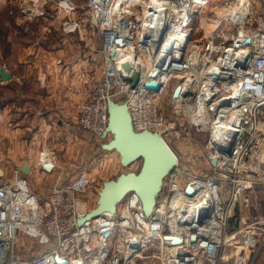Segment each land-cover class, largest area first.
<instances>
[{
	"label": "built area",
	"instance_id": "2783aa9c",
	"mask_svg": "<svg viewBox=\"0 0 264 264\" xmlns=\"http://www.w3.org/2000/svg\"><path fill=\"white\" fill-rule=\"evenodd\" d=\"M2 1L18 23L42 18L47 7L57 5L52 17L62 30L82 36L84 19L72 17V0ZM242 1L245 21L226 22L230 29L223 27L217 40L209 33L195 38L198 14L210 0H88L83 5L104 38L100 51L106 71L77 104V125L96 137L105 134L109 98L127 102L135 131L158 132L177 165L150 215L131 192L116 213L82 225L91 186L84 172L46 195L33 189L27 175L3 173L0 264H255L264 247V216L245 212L259 209L255 185L264 184V46L257 44L264 37V0H218L233 9ZM131 53L127 70L123 59ZM138 53L152 56L148 76L138 71ZM82 77L90 83L89 73ZM150 81L159 82V90L148 88ZM169 86L168 111L162 95ZM57 159L53 154L44 163L58 167ZM236 210L240 226L230 230ZM24 232L34 239L27 254L16 250ZM200 232L206 236L192 240Z\"/></svg>",
	"mask_w": 264,
	"mask_h": 264
},
{
	"label": "crops",
	"instance_id": "0c3cea01",
	"mask_svg": "<svg viewBox=\"0 0 264 264\" xmlns=\"http://www.w3.org/2000/svg\"><path fill=\"white\" fill-rule=\"evenodd\" d=\"M0 13V23L3 21L6 27V46L0 47V64H6V70L12 74L9 80L2 81L0 78V86L10 91L0 107L4 118L0 130L2 159L6 161L2 169L9 176L16 171L24 174L20 168L28 164L31 171L28 178L33 189L46 195L56 186L78 176L75 172L80 159L84 161V155L74 156L72 143L80 150L87 148L91 139H95L103 148V144L113 139V134L96 137L77 125V104L90 89V83L82 74H88L89 68L94 67L97 68V80L104 77L101 40L97 42V48H92L95 52L92 51L90 56L87 44L90 42L85 30L82 29L81 38H75H80L81 43L73 44V34L60 29L58 36H64V44L46 46L41 39L46 38L48 24L35 27L41 20L46 21L45 16L31 22L18 23L15 15L10 13V6L2 0ZM51 21L58 22L53 17ZM90 59L97 61V66L95 63V66H91ZM46 136H49L50 146L46 142L48 139L42 140ZM68 150L72 151L71 154H67ZM53 154L58 155V167L51 172L41 171L40 167L46 158ZM65 171L73 175L66 177ZM37 174L41 179L35 180ZM257 185H261L259 190ZM95 188L98 193L102 187L98 185ZM255 191L260 203L259 209H250L245 215L264 216V184H256ZM239 226L232 224L233 228ZM255 264H264V247Z\"/></svg>",
	"mask_w": 264,
	"mask_h": 264
},
{
	"label": "water",
	"instance_id": "95a60500",
	"mask_svg": "<svg viewBox=\"0 0 264 264\" xmlns=\"http://www.w3.org/2000/svg\"><path fill=\"white\" fill-rule=\"evenodd\" d=\"M111 54L115 58L116 49L113 48ZM125 67L129 69L131 67L130 63H126ZM11 77L12 74L1 66V80H9ZM132 80L134 83L137 82L136 77ZM146 86L157 91L160 88V83L150 81L146 82ZM180 89V87L176 88L175 96L179 94ZM187 92L188 89L185 93ZM108 105L109 122L107 132L113 134V139L103 144V148L109 151H117L121 156L123 165H127L137 158H142L143 166L140 172L132 171L120 175L117 179L105 181L99 192L100 197L97 205L79 219L80 225L104 214L116 213L118 205L131 192H136L139 195L145 213L150 215L154 210L157 196L162 189L165 178L177 165V156L173 149L158 132L150 130L137 132L134 130L127 102L120 103L109 98ZM213 163L216 164V159L213 160ZM44 167L46 171L51 172L55 165L51 161H46ZM20 169L25 175H30L31 171L28 164ZM3 173V169L0 168V175H3ZM198 236L205 237L206 235L201 232L197 233L192 236V240H195ZM176 239V242L181 241L180 238ZM77 264L83 263L80 261Z\"/></svg>",
	"mask_w": 264,
	"mask_h": 264
},
{
	"label": "rangeland",
	"instance_id": "374dc122",
	"mask_svg": "<svg viewBox=\"0 0 264 264\" xmlns=\"http://www.w3.org/2000/svg\"><path fill=\"white\" fill-rule=\"evenodd\" d=\"M72 2L74 3V6L76 7L73 10V12H75V13L73 14L72 17L74 19H78L79 21H80L81 17L84 19L82 21V24H83L82 29L85 30L86 36L89 37L88 40L90 43H87V42L86 43L89 45L88 49L91 52L89 54H90V56H92V54H93L92 51H94L92 48L93 47L97 48V42H99L100 40H101V44H102V37L100 36V32H99L98 28H96L95 25L92 24V17L90 16V13H88L87 10L83 7V5H85L88 2V0H72ZM228 7H230L231 10L233 9L232 5L228 6L226 4L219 3L218 0H210V3L205 8L201 9L199 14H198V17H197L198 29H197V32L195 34V38L197 40H201L205 36L207 37L208 33H209V36H211V35L215 36L216 33H221L220 28L222 29L224 26L226 28L230 29V27L228 25L229 24L228 21H225L223 19V18H227L228 16H231V13L228 12L230 10V8L228 9ZM236 7H238V6H236ZM236 7H234V8H236ZM240 7H238L239 10H238L237 17L243 16V13H239V12H241ZM59 10H60L59 6H57V5H52V6L47 7L46 15H45L46 21L41 20L39 22V25L35 26L36 28H38V27H41V25L43 26L44 24H48V26L46 28L49 29V31L45 34L46 38L41 39L43 41L42 42L43 45L49 46L50 44H52V45H63L64 44V40H63L64 36L63 35L58 36L60 29H62V28H60L57 21L55 23L51 21L52 15H54ZM64 10L65 9L63 8V11ZM240 14H242V15H240ZM0 15H1V13H0ZM232 16H233V18H236L234 15H232ZM221 20L223 23L220 22ZM226 22L228 24H226ZM217 24H221V25L218 27L217 32H214L213 30L217 27ZM0 26L3 29L6 28V27H4L3 21L0 23ZM76 36L81 38L79 33L75 32L72 35V37H74V40H75ZM80 38H79V40L76 39L75 42H73V44L78 43V42L81 43L82 40ZM217 39H220V37H215V40H217ZM100 48H101V45H100ZM90 63H91V66H95L94 63L97 66V61L95 62L93 59H90ZM0 66H1V64H0ZM103 68H104V72H105L104 62H103ZM89 74L91 76V78H90V89H92L95 85L96 80H97V68L90 67L89 68ZM8 92H10V91H7V90L1 88V86H0V102L4 100V98H5V96H7ZM170 98H171V95H170V86H169L168 90H166L164 92V94L162 95L163 108H167L166 110H168V111L170 109V105L167 103L169 102ZM3 121H4V118L2 116H0V130H1V126H2ZM104 136H100V137H104ZM43 138L48 139V140H46V142L50 146L51 142L49 140V136L42 137V140H45ZM71 146L73 147V150H74L73 151V153L75 154L74 156L78 157V156L84 155L83 156L84 161H82L80 159V161H79L80 164H78V169L76 170L75 173H76V175H80L81 172H84V174L87 177H89L91 180V184H92L91 187L92 188L88 190V193L86 196L90 210H92L97 205V202H98L99 197H100V194H99V192L97 193V189L95 188V186L99 185L100 187L103 188V185H104L103 183L105 181L117 179L120 175L125 174V173H129L132 171L140 172L142 169V166H143L142 158H137V159L131 161L130 163H128L127 165L122 166L120 163V154L115 152V151L105 150L104 148H102L101 144L95 139H91L90 145L87 148H82V149L80 148V150L76 149L77 146L74 143H72ZM60 147L61 146H59V148ZM62 147H63V145H62ZM100 148H102V149H100ZM77 150H78V152H77ZM2 151L3 150H2L1 134H0V168L1 169H2L3 165H5L4 163L6 162L4 159H2ZM71 152L72 151L68 150L67 154H71ZM57 157H58V155H57ZM59 171L62 172V170H59ZM65 172H66V174H65L66 177H70L72 174L68 171H65ZM16 174H21V173H19L18 171L13 173V175H15V176H16ZM0 176H3V175H0ZM38 179H41V176L39 174H37L35 176V180H38ZM102 188H100V189H102ZM123 203H124V201L119 204V207L122 206ZM117 209H118V207H117ZM81 211L82 212L85 211L84 207L81 209ZM239 215H240V212L238 213V216ZM235 222H236V220H234V224H235ZM239 224H240V216L238 219V225ZM231 226H232V223H231ZM231 226H230V228H232ZM24 234L23 233L20 234L21 238L20 239L18 238V240L16 242V250L18 252H20L21 254H27L28 253V251H27L28 247L34 248V245L32 242V241H34V239H32L33 236L31 234H28V232H24Z\"/></svg>",
	"mask_w": 264,
	"mask_h": 264
},
{
	"label": "bare ground",
	"instance_id": "6f19581e",
	"mask_svg": "<svg viewBox=\"0 0 264 264\" xmlns=\"http://www.w3.org/2000/svg\"><path fill=\"white\" fill-rule=\"evenodd\" d=\"M243 3H242V5H237L238 7H240V8H242L243 7V4H244V2H246V1H242ZM238 7H236V8H234V9H232L231 10V8L230 7H228V9L230 8V10L228 11L229 13H231V16H228L227 18H223L225 21H228V23L229 24H234V20L237 18V15H238V10H239V8ZM233 8V7H232ZM114 7H113V9H112V12H114ZM241 10V9H240ZM240 13V12H239ZM227 14V13H226ZM232 15H234L236 18H233V16ZM245 17V16H244ZM244 17L243 16H240V18H241V21H245V19H244ZM244 19V20H243ZM220 22H222V20L220 21ZM223 23V22H222ZM221 23V24H222ZM221 24H217V27L213 30L214 32H217V29H218V27L221 25ZM225 27V26H224ZM212 31V32H213ZM100 32V31H99ZM222 32H224V30H222L221 29V33H216L215 34V36H212L211 35V37H220L221 36V34H222ZM246 32L247 33H250L251 34V32L252 31H249V30H246ZM264 32V31H263ZM211 33V32H210ZM212 34V33H211ZM100 36L102 37V44H101V48H100V50L103 48V46H104V44H103V42H104V38H103V36H102V34H101V32H100ZM253 38V35H251L248 39H247V41L249 42L250 41V39H252ZM257 44H258V46L260 45V47H263L264 46V37H262V40H260V37H259V40H258V42H257ZM114 49H116V48H114ZM165 51V50H164ZM166 52V51H165ZM138 54H140V61H139V64H138V71H139V73L141 74V76H143V77H145V76H148V74H149V72L151 71V64H150V60L152 59V56H151V54H148V53H138ZM116 55H117V50H116ZM132 53L130 54V56L129 57H127L126 56V54L124 55V59H123V61H124V63H123V67H125V64L126 63H128V60L130 61V57H132ZM103 56V55H102ZM103 58H104V56H103ZM157 60V59H156ZM155 60V61H156ZM126 62V63H125ZM130 63V62H129ZM137 68V67H136ZM130 69V68H129ZM127 70H128V68H127ZM105 71H106V68H105ZM105 73V72H104ZM156 73V72H155ZM130 113H131V111H130ZM131 116H132V114H131ZM132 123H133V120H132ZM133 128H134V126H133ZM135 130V129H134ZM144 131V130H143ZM137 132H141V131H137ZM105 134H97V136L98 137H100V136H104ZM259 137L260 136H258V138L257 139H259ZM251 158V154L250 153H248L247 154V156L244 158V160H245V162H248L249 161V159ZM165 180H166V178H165ZM256 186V185H255ZM257 201L259 202V199H258V196H257ZM259 205H260V203H259ZM236 214L237 213H239V211H237L236 210V212H235ZM108 214H110V213H108ZM235 216V214L233 215V217ZM233 217L231 218V220H230V224H229V226H231V223H232V220H233ZM232 227V226H231ZM230 228V227H229ZM232 229H235V228H230V230H232Z\"/></svg>",
	"mask_w": 264,
	"mask_h": 264
},
{
	"label": "trees",
	"instance_id": "16d2710c",
	"mask_svg": "<svg viewBox=\"0 0 264 264\" xmlns=\"http://www.w3.org/2000/svg\"><path fill=\"white\" fill-rule=\"evenodd\" d=\"M6 36H5V31L4 29L0 26V47L1 48H4V46H6ZM1 88H3V86H1ZM6 90V88H3ZM3 101L0 102V107L2 105ZM259 187H261V185H257V189L259 190ZM238 219H239V216H238V213L235 214V216L233 217V220H232V224H234V220H236L234 226L236 227L238 225Z\"/></svg>",
	"mask_w": 264,
	"mask_h": 264
}]
</instances>
